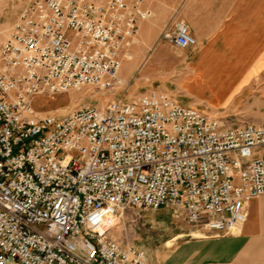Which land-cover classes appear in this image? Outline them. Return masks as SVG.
Here are the masks:
<instances>
[{
    "label": "built area",
    "instance_id": "1",
    "mask_svg": "<svg viewBox=\"0 0 264 264\" xmlns=\"http://www.w3.org/2000/svg\"><path fill=\"white\" fill-rule=\"evenodd\" d=\"M151 1L20 0L0 45V264H150L110 234L127 210L219 237L264 197V127H225L157 89L125 97L122 54ZM163 39L197 47L182 22ZM83 90L101 106L35 108Z\"/></svg>",
    "mask_w": 264,
    "mask_h": 264
},
{
    "label": "crops",
    "instance_id": "2",
    "mask_svg": "<svg viewBox=\"0 0 264 264\" xmlns=\"http://www.w3.org/2000/svg\"><path fill=\"white\" fill-rule=\"evenodd\" d=\"M150 10L138 30L146 45L165 42L182 22L199 47L173 94L181 105H234L245 94H264V0H152ZM247 212L236 235L176 233L157 264H264V197Z\"/></svg>",
    "mask_w": 264,
    "mask_h": 264
},
{
    "label": "rangeland",
    "instance_id": "3",
    "mask_svg": "<svg viewBox=\"0 0 264 264\" xmlns=\"http://www.w3.org/2000/svg\"><path fill=\"white\" fill-rule=\"evenodd\" d=\"M19 8L20 0H0V45L7 39ZM198 51L199 47L180 50L166 42L146 45L136 36L134 43L126 47L122 54L119 75L125 80L133 79L125 97L130 98L149 89L161 90L175 97L173 94L178 88V80L189 72L188 64ZM115 96L119 97L120 94ZM102 99L103 97L97 95L95 91L83 90L55 96H39L35 100V108L41 113L62 115L86 106L100 107ZM262 101L264 94H245L243 99L238 100L234 105H191V107L215 116L225 127H237L248 123L264 127ZM181 104H184L182 99ZM189 232L192 236H203V231H197L184 222L172 220L168 211L130 209L117 221L110 234L124 246L128 243L144 249L150 264H157V257L163 258L172 247V243H175L172 242L167 246L166 242L172 240V236L176 233ZM185 239L181 238V240Z\"/></svg>",
    "mask_w": 264,
    "mask_h": 264
},
{
    "label": "bare ground",
    "instance_id": "4",
    "mask_svg": "<svg viewBox=\"0 0 264 264\" xmlns=\"http://www.w3.org/2000/svg\"><path fill=\"white\" fill-rule=\"evenodd\" d=\"M192 233H194V232H192ZM196 235V234H195ZM195 237H200V236H195Z\"/></svg>",
    "mask_w": 264,
    "mask_h": 264
}]
</instances>
